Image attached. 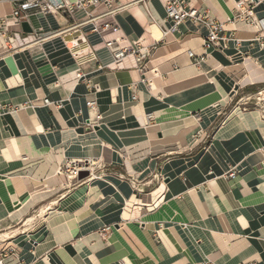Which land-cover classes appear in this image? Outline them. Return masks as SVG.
I'll use <instances>...</instances> for the list:
<instances>
[{"label":"crops","instance_id":"crops-1","mask_svg":"<svg viewBox=\"0 0 264 264\" xmlns=\"http://www.w3.org/2000/svg\"><path fill=\"white\" fill-rule=\"evenodd\" d=\"M183 1L224 24L219 48L204 46V25L172 30L166 0H116L128 7L109 39L155 46L151 87L132 58L112 64L91 26L97 62L77 64L63 36L18 50L84 12L33 15L26 33L0 8L11 23L0 39V249L18 250L6 264H264V49L253 43L264 0L255 26L236 19L241 0ZM72 161L95 164L90 176L68 178Z\"/></svg>","mask_w":264,"mask_h":264},{"label":"built area","instance_id":"built-area-1","mask_svg":"<svg viewBox=\"0 0 264 264\" xmlns=\"http://www.w3.org/2000/svg\"><path fill=\"white\" fill-rule=\"evenodd\" d=\"M3 4H10L12 6L11 18L15 24L22 25L24 22L29 23L30 18L36 14H42L45 16L55 15L57 13H67L74 16L77 12H84L86 17L78 24L62 29L55 32L51 36L37 38L29 43L18 48V50L27 49L33 45L42 44L48 39L63 36L64 44L68 48L74 61L81 65L88 62H97L96 47L93 46L83 29L86 26H91V32L98 34L102 39V45L107 49L113 58V65L121 64L125 59L132 58L135 62V70L141 76V83H146L150 87L152 86L151 80L146 78L148 71L147 63L150 59L153 46H144L140 42H129L126 36L120 35L115 39H109L112 34H119L121 28L116 22V17L119 13L123 12L128 6L122 5L116 2V0H0V8ZM255 0H241L238 2L239 13L236 16L237 20L245 21L248 24L255 26L260 23L257 22L254 15V8L256 6ZM104 9L98 14H94V11ZM1 10V9H0ZM166 19L173 24V29L176 31L180 25L191 22L195 25H204L208 29V35L204 40V46L206 48L220 47V42L223 40L224 24L213 19L207 12H202L195 7H189L183 0H166L165 4ZM8 20L7 17L1 14L0 11V39L10 42L8 37ZM262 23V22H261ZM73 33V35L67 39L66 35ZM259 43L261 48L264 49V26H261V30L257 37L253 40V43ZM69 44L72 47H68ZM15 51V50H12ZM188 56L194 61L195 65H200L205 61V56H196L194 52L189 51ZM100 70L105 69L102 66H98ZM84 78V74L81 70L77 73V79ZM99 88L95 86V92H98ZM135 96L133 100H136ZM46 104L50 101L45 100ZM90 108H95L96 103H88ZM6 110L5 106L0 105V114ZM149 120L152 116L149 114ZM88 128H92L91 124L87 125ZM89 162H69L66 166V172L68 178L72 180H78L79 173L81 171H89L91 166ZM235 171L231 170L228 173L229 178H235ZM18 257V250L13 246H3L0 249V264H6L7 260Z\"/></svg>","mask_w":264,"mask_h":264},{"label":"water","instance_id":"water-1","mask_svg":"<svg viewBox=\"0 0 264 264\" xmlns=\"http://www.w3.org/2000/svg\"><path fill=\"white\" fill-rule=\"evenodd\" d=\"M23 29L26 33H31L32 32V28L31 26L28 24V23H23ZM90 176L89 172L88 171H81L79 173V176H78V180L79 181H83L85 179H87L88 177Z\"/></svg>","mask_w":264,"mask_h":264},{"label":"bare ground","instance_id":"bare-ground-1","mask_svg":"<svg viewBox=\"0 0 264 264\" xmlns=\"http://www.w3.org/2000/svg\"><path fill=\"white\" fill-rule=\"evenodd\" d=\"M5 5H8L9 7H10V5L9 4H3L2 6H5ZM1 6V7H2ZM5 14V13H4ZM11 14V7H10V12H9V14H6V15H10ZM11 26V23H9L8 24V27H10ZM68 47H72V45L71 44H69V46Z\"/></svg>","mask_w":264,"mask_h":264},{"label":"rangeland","instance_id":"rangeland-1","mask_svg":"<svg viewBox=\"0 0 264 264\" xmlns=\"http://www.w3.org/2000/svg\"><path fill=\"white\" fill-rule=\"evenodd\" d=\"M263 98H264V93H263ZM67 177H68V174H67Z\"/></svg>","mask_w":264,"mask_h":264}]
</instances>
